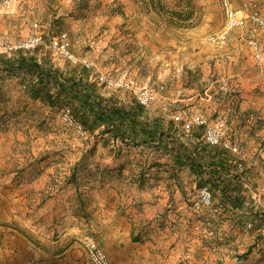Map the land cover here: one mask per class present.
Listing matches in <instances>:
<instances>
[{
	"label": "rangeland",
	"instance_id": "rangeland-1",
	"mask_svg": "<svg viewBox=\"0 0 264 264\" xmlns=\"http://www.w3.org/2000/svg\"><path fill=\"white\" fill-rule=\"evenodd\" d=\"M228 2L243 8L241 0ZM258 4L264 14V0ZM226 26L225 0H14L10 12L0 13V36L44 35L37 49L0 59V264H20L14 245L28 242L60 255L63 264H93L89 241L110 259L117 247L112 237L164 241L151 229L165 222L177 232L170 235L176 242L204 237L226 208L211 183L217 156L222 167H232L228 175L233 172L241 197L236 239L244 241L246 232L264 237V69L249 42L257 40L264 52V30L248 20L214 39ZM62 32L91 68L57 53L51 42ZM21 56L28 59L24 65ZM34 61L43 68L32 67ZM101 75L118 82L134 78L156 97L141 104L133 89L110 86ZM72 77L142 122L159 121L165 131L178 132L192 152L200 149L201 180L177 168L156 140L141 144L93 125L77 99L59 94V84ZM67 108L84 134L65 120ZM197 116L224 120L241 151L208 145L203 126L187 127ZM204 187L219 211L199 203ZM168 193L173 200H165ZM156 210L170 216L156 219ZM108 229L116 232L109 241ZM240 249L244 259L245 245Z\"/></svg>",
	"mask_w": 264,
	"mask_h": 264
},
{
	"label": "crops",
	"instance_id": "crops-1",
	"mask_svg": "<svg viewBox=\"0 0 264 264\" xmlns=\"http://www.w3.org/2000/svg\"><path fill=\"white\" fill-rule=\"evenodd\" d=\"M261 40L264 43L263 34H261ZM169 133L173 135L171 138L176 137L178 140L182 138L178 132H174L171 128ZM155 143L159 144L161 149H165L169 156L174 158L177 168H181L183 172L191 173L192 178L198 179L200 177L201 180L203 172L200 173L194 170L178 158L174 151L176 147L174 142L161 144L160 140L157 139ZM194 150V154H202L200 149L194 148ZM214 160L216 177L213 178L211 183L215 186V196L226 203V208L220 215V219L217 218L216 221L214 220L213 225L205 227L204 235H201L204 237L194 241L176 242L177 237L171 239L170 235L172 233L177 234V232H174L175 229L173 227L165 225V222L159 224L161 226L151 229L152 235L164 234L165 239L162 237L164 241L127 243L118 235L122 233L120 232L121 228H118V236L116 238L112 237L113 242H117V247L114 251L110 250L111 264H264V237L257 238L254 232L251 235L246 232L244 241H242L243 239H236L237 234L240 232L238 231L239 227L234 225V221L238 218L235 213H238L237 204L241 198L237 193V189H235L237 181L234 179L233 172L228 175V171H231L232 167H222L220 165L222 160H220L219 156L215 157ZM191 170L197 173L190 172ZM169 182L175 184L174 181ZM173 196L174 194L168 193L165 200L171 201ZM157 200V198L154 199V201ZM153 216L156 219L163 217L167 219L170 216V212L168 210H156ZM257 232H260L259 229H257ZM261 232L264 234V227L261 228ZM104 233L107 234L108 237L106 239L108 241L113 234L116 236L115 229H108ZM178 237L181 239L182 236ZM242 244L245 245L246 251L244 259L238 256ZM14 246V250L18 249L20 251L18 255L20 264H63V259L58 257L60 255L52 257L49 249L37 247L35 243H23L21 248L17 247V245ZM67 264H80V260L74 259Z\"/></svg>",
	"mask_w": 264,
	"mask_h": 264
},
{
	"label": "built area",
	"instance_id": "built-area-1",
	"mask_svg": "<svg viewBox=\"0 0 264 264\" xmlns=\"http://www.w3.org/2000/svg\"><path fill=\"white\" fill-rule=\"evenodd\" d=\"M243 8L235 9L232 7L228 0H225L226 14H227V26L224 31L214 37V39L225 38L227 32L235 27H245L248 20L256 23L261 29L264 30V14L259 9L258 0H241ZM14 6V0H0V13H8ZM248 10V12H245ZM38 23H35V27ZM250 44L254 51V56L258 64L264 69V52L262 51L260 43L251 39ZM44 43V35L42 32L37 31L32 35L20 39L12 40L6 37L0 36V59L3 57H10L19 51H32L37 49ZM51 45L56 49L57 53L67 59L68 61L80 64L84 68H91L92 62L84 56L77 54L71 47V41L67 32L60 33L53 39ZM100 80L107 82L110 86L122 85L131 88L135 91L137 98L141 104L147 105L151 103L156 95L155 92L149 87H139L137 81L134 78L127 79L126 81H116L113 77H105L101 75ZM64 118L70 124L77 123L75 117L71 113V109L67 108L64 112ZM194 125L203 126L204 138L208 145L221 147L229 150L233 153H239L241 151L240 145L234 141L229 132V127L224 120L217 119L211 121L205 116H197L190 119L187 122V127ZM79 129L84 134L85 130L80 125ZM214 195L211 189L204 187L199 193V203L204 206L214 207L215 211L220 210V206H216L214 203ZM88 254L93 264H111L108 254L95 242L89 241L87 244Z\"/></svg>",
	"mask_w": 264,
	"mask_h": 264
},
{
	"label": "trees",
	"instance_id": "trees-1",
	"mask_svg": "<svg viewBox=\"0 0 264 264\" xmlns=\"http://www.w3.org/2000/svg\"><path fill=\"white\" fill-rule=\"evenodd\" d=\"M20 60L21 65H24L28 59L25 56H21ZM32 67H37L40 70L43 68V65L34 61ZM59 86V94L64 92V94H67L70 99H77L80 103L79 110H82L83 112L88 110L90 113L89 115L92 116L93 125L98 126L103 124L105 125L104 130L111 131L125 140L132 138L133 141L141 144H148L157 139L160 140L161 144L174 142L176 145L174 151L178 158L187 163L194 170L198 172L202 171L201 169L203 165L201 166L200 160L204 156L202 154H194V152L190 151L185 144L180 142L176 137L171 138L173 135L169 133V130L165 131L160 128L159 121H156L154 125L142 122L141 119L139 120L135 117L136 115L132 110L116 105H110L101 95L93 96L82 82L76 81L74 77L62 81ZM73 112L75 116L79 115V111L75 113L73 110ZM82 119L84 120V124H88V115H85Z\"/></svg>",
	"mask_w": 264,
	"mask_h": 264
}]
</instances>
